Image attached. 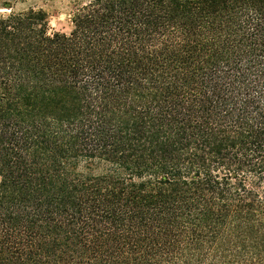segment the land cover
<instances>
[{
	"label": "trees",
	"instance_id": "obj_1",
	"mask_svg": "<svg viewBox=\"0 0 264 264\" xmlns=\"http://www.w3.org/2000/svg\"><path fill=\"white\" fill-rule=\"evenodd\" d=\"M0 14V264H264V0Z\"/></svg>",
	"mask_w": 264,
	"mask_h": 264
},
{
	"label": "rangeland",
	"instance_id": "obj_2",
	"mask_svg": "<svg viewBox=\"0 0 264 264\" xmlns=\"http://www.w3.org/2000/svg\"><path fill=\"white\" fill-rule=\"evenodd\" d=\"M89 0H0V14L9 13L7 2L12 6V11H25L30 8L41 9L46 14L49 33L56 31L69 32L72 23L71 16L74 9Z\"/></svg>",
	"mask_w": 264,
	"mask_h": 264
}]
</instances>
